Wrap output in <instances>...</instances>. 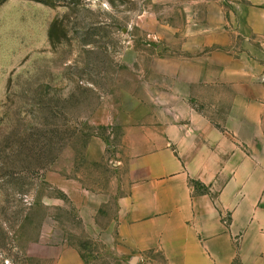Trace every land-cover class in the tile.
Wrapping results in <instances>:
<instances>
[{"label":"rangeland","instance_id":"1","mask_svg":"<svg viewBox=\"0 0 264 264\" xmlns=\"http://www.w3.org/2000/svg\"><path fill=\"white\" fill-rule=\"evenodd\" d=\"M231 1L0 0V264H53L63 245L117 264L119 174L89 145L118 141L104 124L122 99L150 95L160 60Z\"/></svg>","mask_w":264,"mask_h":264},{"label":"crops","instance_id":"2","mask_svg":"<svg viewBox=\"0 0 264 264\" xmlns=\"http://www.w3.org/2000/svg\"><path fill=\"white\" fill-rule=\"evenodd\" d=\"M231 3L160 60L150 95L122 99L104 124L118 141L89 145L119 174L117 264H264V0ZM53 264L89 263L63 245Z\"/></svg>","mask_w":264,"mask_h":264}]
</instances>
